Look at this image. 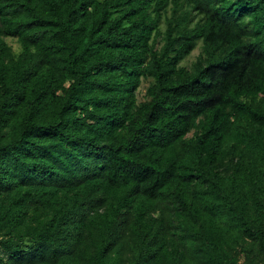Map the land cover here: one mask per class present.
I'll return each instance as SVG.
<instances>
[{"label": "trees", "instance_id": "16d2710c", "mask_svg": "<svg viewBox=\"0 0 264 264\" xmlns=\"http://www.w3.org/2000/svg\"><path fill=\"white\" fill-rule=\"evenodd\" d=\"M0 262L264 264V0H0Z\"/></svg>", "mask_w": 264, "mask_h": 264}, {"label": "rangeland", "instance_id": "374dc122", "mask_svg": "<svg viewBox=\"0 0 264 264\" xmlns=\"http://www.w3.org/2000/svg\"><path fill=\"white\" fill-rule=\"evenodd\" d=\"M7 41L13 46L14 49L18 50L19 49V44L17 43V41L15 39L12 38H8ZM201 50V46H198L191 54L190 56H188V58L184 61V64L187 66H190L191 63L196 59L197 55L200 53ZM148 80H144L143 83L141 84L139 91H138V98L139 100H143L145 98V93H146V87L148 86ZM131 250L130 248L127 246L125 248L124 257H129L131 256ZM244 260V257L241 256L240 258V262L242 263ZM1 264V262H0Z\"/></svg>", "mask_w": 264, "mask_h": 264}]
</instances>
